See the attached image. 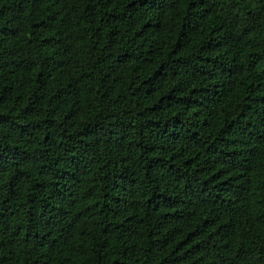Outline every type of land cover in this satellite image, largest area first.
Here are the masks:
<instances>
[{"label": "trees", "instance_id": "16d2710c", "mask_svg": "<svg viewBox=\"0 0 264 264\" xmlns=\"http://www.w3.org/2000/svg\"><path fill=\"white\" fill-rule=\"evenodd\" d=\"M0 264H264V0H0Z\"/></svg>", "mask_w": 264, "mask_h": 264}]
</instances>
